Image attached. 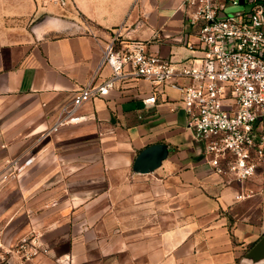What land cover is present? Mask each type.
<instances>
[{"label": "crops", "instance_id": "1", "mask_svg": "<svg viewBox=\"0 0 264 264\" xmlns=\"http://www.w3.org/2000/svg\"><path fill=\"white\" fill-rule=\"evenodd\" d=\"M118 33V48L143 42L174 60L197 54L181 0H0V178L18 154L33 157L0 181L6 241L42 243L47 252L26 264H264L254 185L215 172L178 90L126 78L82 106L90 120L40 141L77 90L111 75L100 63ZM158 143L167 156L137 171V155Z\"/></svg>", "mask_w": 264, "mask_h": 264}, {"label": "built area", "instance_id": "2", "mask_svg": "<svg viewBox=\"0 0 264 264\" xmlns=\"http://www.w3.org/2000/svg\"><path fill=\"white\" fill-rule=\"evenodd\" d=\"M65 4L66 0H53ZM181 0L196 30L189 48L197 54L180 60L146 49L143 42L117 47L119 33L106 44L100 63L111 67L102 83L81 87L65 102L54 124L39 135L43 141L62 127L87 122L93 114L82 112L89 100L104 96L126 78L147 79L155 87L169 86L181 93L187 128L204 145L215 172L246 182L264 171V0ZM249 5V6H248ZM155 96L144 103H154ZM22 152L10 160V174L31 164ZM240 193L237 198H243ZM47 252L36 238L24 236L7 242L0 225V264H18Z\"/></svg>", "mask_w": 264, "mask_h": 264}, {"label": "water", "instance_id": "3", "mask_svg": "<svg viewBox=\"0 0 264 264\" xmlns=\"http://www.w3.org/2000/svg\"><path fill=\"white\" fill-rule=\"evenodd\" d=\"M244 0H240L243 3ZM168 149L166 145L162 143L152 144L144 148L140 153L137 155L134 161V168L137 171L147 173L150 170L156 169L163 158L167 156ZM264 244V240L259 243V248L262 247ZM4 264H11L10 262H6Z\"/></svg>", "mask_w": 264, "mask_h": 264}, {"label": "rangeland", "instance_id": "4", "mask_svg": "<svg viewBox=\"0 0 264 264\" xmlns=\"http://www.w3.org/2000/svg\"><path fill=\"white\" fill-rule=\"evenodd\" d=\"M2 149H3V147L1 146L0 151H2ZM5 150L7 151L8 149L5 148ZM8 155L11 157L13 156V154H11V153H8ZM12 177H13V175H11V176L9 175L7 178H4L3 180H1V182H3L2 184L8 182L10 179H12ZM250 181L254 185L253 188L255 189V192L257 193L256 196L252 197L254 199V204L257 200L260 201L259 204H262L259 207H258V205H253L254 207L251 210H253L252 211L253 215H260V212L264 213V207H263V205H264V203H263V198H264L263 195L264 194L263 193L264 192H263V190H261V187L264 186V178L256 176V177L252 178ZM2 184H1V186H2ZM257 187L260 189H257Z\"/></svg>", "mask_w": 264, "mask_h": 264}]
</instances>
